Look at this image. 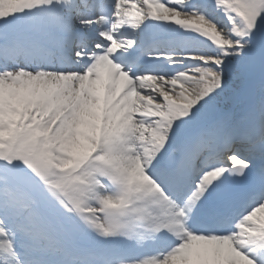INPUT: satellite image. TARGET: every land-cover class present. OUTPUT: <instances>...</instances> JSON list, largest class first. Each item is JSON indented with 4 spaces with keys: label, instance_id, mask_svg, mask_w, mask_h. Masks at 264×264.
<instances>
[{
    "label": "snow or ice",
    "instance_id": "obj_1",
    "mask_svg": "<svg viewBox=\"0 0 264 264\" xmlns=\"http://www.w3.org/2000/svg\"><path fill=\"white\" fill-rule=\"evenodd\" d=\"M0 264H264V0H0Z\"/></svg>",
    "mask_w": 264,
    "mask_h": 264
}]
</instances>
